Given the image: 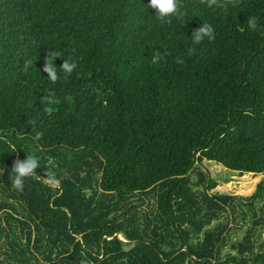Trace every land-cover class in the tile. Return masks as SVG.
Segmentation results:
<instances>
[{
    "label": "trees",
    "instance_id": "obj_1",
    "mask_svg": "<svg viewBox=\"0 0 264 264\" xmlns=\"http://www.w3.org/2000/svg\"><path fill=\"white\" fill-rule=\"evenodd\" d=\"M142 2L0 0V264H264L249 234L222 255L223 228L209 227L236 196L199 169L264 173V0H178L163 21ZM202 23L215 38L192 45ZM50 52L76 68L52 81ZM40 154L16 191L15 162ZM155 189L159 224L120 219Z\"/></svg>",
    "mask_w": 264,
    "mask_h": 264
},
{
    "label": "rangeland",
    "instance_id": "obj_2",
    "mask_svg": "<svg viewBox=\"0 0 264 264\" xmlns=\"http://www.w3.org/2000/svg\"><path fill=\"white\" fill-rule=\"evenodd\" d=\"M47 156V165L52 170L57 166V158ZM70 156V155H69ZM68 156V157H69ZM41 160V154L39 155ZM203 171L210 172L211 176L217 181V186L211 191L212 193H225L236 196L234 208L229 207L223 212L217 220H214L209 228H223V237H225V244L222 247V255H236L239 256L238 250L233 247L238 242L244 241L246 235H250L251 241L254 245V252L264 251V223L254 224V220L264 214V200L253 199L252 193L256 190L259 183L264 185V173L257 175L254 174H239L237 172H228L225 168H220L218 165L210 164L204 161L199 168ZM198 168L191 172L192 181L198 180ZM100 193L101 190L98 189ZM158 190H152L145 193H136L131 198L125 207L117 214L126 211L131 208L130 211L122 216L120 219L124 220L129 226L143 227L147 220L150 221V227L156 223L159 224V215L157 213V199ZM18 216L24 214L23 209L17 204ZM6 211H0L1 222L5 225V219L3 218ZM14 224V223H13ZM19 236L20 231L17 229ZM123 241L126 242L125 248L128 249L134 245V242H128V240L122 235H118ZM22 240H24L22 238ZM0 258H3L4 252L8 250V246L3 238L0 239ZM237 264V263H233ZM249 264H252L249 262Z\"/></svg>",
    "mask_w": 264,
    "mask_h": 264
},
{
    "label": "clouds",
    "instance_id": "obj_3",
    "mask_svg": "<svg viewBox=\"0 0 264 264\" xmlns=\"http://www.w3.org/2000/svg\"><path fill=\"white\" fill-rule=\"evenodd\" d=\"M214 5L217 7H223V5L217 3V0H209L208 6L212 7ZM235 6L236 5L233 4V7ZM147 7L149 9H154V15L162 21L165 19H171L172 17L179 14L178 0H149ZM247 23L249 29L256 30L257 22L254 17L249 18ZM214 38L215 36L213 27L208 23H202L201 26L192 31L191 37L187 39L191 42L192 45H200L206 39L211 41ZM165 55L166 54H161L159 51H157L151 56V62L153 64H156L162 61ZM56 57H60L59 54L50 52L43 68V71L47 73V76L52 81H56L60 73L70 75L76 68L75 62H70L68 59H64L62 66L60 68H57L54 63V59ZM39 136L40 133H37V138H39ZM12 149L13 151L16 150L14 145L12 146ZM39 167L40 160L36 155H27L26 159L22 161H16L10 172L11 187L18 192H22L24 190L25 179L29 177H35L37 175V169ZM3 171H0V173H2Z\"/></svg>",
    "mask_w": 264,
    "mask_h": 264
}]
</instances>
